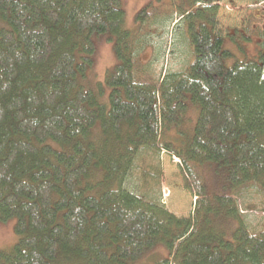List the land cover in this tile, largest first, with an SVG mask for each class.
Instances as JSON below:
<instances>
[{"label": "trees", "instance_id": "trees-1", "mask_svg": "<svg viewBox=\"0 0 264 264\" xmlns=\"http://www.w3.org/2000/svg\"><path fill=\"white\" fill-rule=\"evenodd\" d=\"M217 1L155 0L130 29L121 0H0V223L17 237L0 264H264V26L237 56ZM174 13L191 58L157 74L143 25ZM101 36L116 62L92 81ZM162 151L189 217L164 204Z\"/></svg>", "mask_w": 264, "mask_h": 264}, {"label": "rangeland", "instance_id": "rangeland-1", "mask_svg": "<svg viewBox=\"0 0 264 264\" xmlns=\"http://www.w3.org/2000/svg\"><path fill=\"white\" fill-rule=\"evenodd\" d=\"M256 1L258 0L217 1L220 33L225 38L226 44L234 49L237 56H239L240 48L246 50L250 55L258 52V40L253 37L248 38L249 40L246 38L248 35L246 29L254 27L251 25L252 22L253 25L264 26V0ZM121 2L125 12L126 26L130 29L136 26L135 16L137 12L156 3L155 0H121ZM157 11H162L160 13L164 15L167 12V10L159 7ZM254 14L261 19L256 20ZM181 19L177 13H174V21L166 28L158 24L157 20L146 22L143 25L144 28L150 25V36H148L147 46L140 49V58L145 62H151L152 68L157 74L168 70L182 69L189 63L191 54L187 46L188 39L183 32L184 22ZM112 43L105 36L96 39L95 65L90 72L92 81L93 79L95 81L102 80L104 71L112 68L115 64ZM188 115H192L191 111ZM159 160L162 199L166 208L178 217L191 216L197 196L194 195L195 192L185 188V179L179 159L162 151L159 154ZM203 175L211 188V173L204 171ZM262 214L261 212H251V217ZM14 223V219L0 223V248L9 247L15 243L17 237L14 231ZM159 254L165 255L162 252Z\"/></svg>", "mask_w": 264, "mask_h": 264}]
</instances>
